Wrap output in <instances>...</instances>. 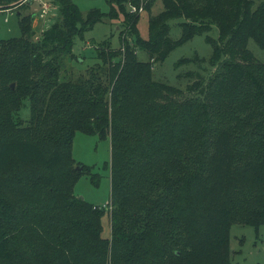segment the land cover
I'll return each instance as SVG.
<instances>
[{"label": "trees", "instance_id": "1", "mask_svg": "<svg viewBox=\"0 0 264 264\" xmlns=\"http://www.w3.org/2000/svg\"><path fill=\"white\" fill-rule=\"evenodd\" d=\"M125 1L83 15L50 0L56 18L34 38L20 13L31 1L0 0L21 31L0 37V264H229L232 221L264 224V61L248 46L264 49V0H161L147 38ZM119 12L122 48L105 42L67 75L75 38ZM212 25L210 71H188L190 96L153 78L152 62ZM78 130L109 139L108 235L104 207L73 191L87 171L70 153Z\"/></svg>", "mask_w": 264, "mask_h": 264}, {"label": "rangeland", "instance_id": "2", "mask_svg": "<svg viewBox=\"0 0 264 264\" xmlns=\"http://www.w3.org/2000/svg\"><path fill=\"white\" fill-rule=\"evenodd\" d=\"M26 0H22L24 2ZM27 8L21 9V14H29L31 18V28L34 31L33 37L37 38L43 29H46L56 18L57 9L50 0H28ZM83 15L89 10L98 9L101 12L109 10L107 0H72ZM143 1V2H142ZM144 1L138 0L135 5L131 0L125 1V10L130 14L139 13L137 21V32L143 37H148V18L162 9L161 0H150L151 5L144 9ZM257 2L259 0H256ZM47 2L48 9L41 15V7ZM131 5L136 9H131ZM141 8V9H140ZM16 7L0 9V37L18 36L21 34L18 24V14ZM180 19H171L169 35L171 39H177L181 30L178 22ZM86 27V26H85ZM128 31V24L122 20V14L110 19L109 16L103 17L102 21L95 22L91 27L76 37L73 44V55L66 60V74L75 75L85 73L88 66L95 62L96 47L104 46L109 43L113 50H120L119 36H125ZM206 34L216 38L218 30L215 25L202 33L195 34L190 39L178 44L167 56L159 62H152L153 78L175 86L183 90L190 83L193 77H189L188 71L197 70L208 76L210 70L208 58L211 54L212 45L206 40ZM248 46L254 56L264 61V49H260L252 39L248 41ZM198 56L199 60H192L191 57ZM140 60H147L144 50L137 51ZM181 57L191 58V60L180 61ZM118 58V57H117ZM205 67L206 70H204ZM214 68H211V71ZM192 93L184 90L180 97L190 96ZM22 118L28 116L27 104L19 112ZM71 157L77 165L84 164L87 171L80 175L73 185L75 194L81 196L86 201L104 207V214L101 218L103 234L108 235L110 231L109 208L110 201V143L108 138H100L94 134H87L82 131H75L71 142ZM79 163V164H78ZM77 164V165H76ZM92 177V179H91ZM96 181L97 183L95 184ZM229 264H264V224L254 227L252 225L232 221L230 225V262Z\"/></svg>", "mask_w": 264, "mask_h": 264}, {"label": "built area", "instance_id": "3", "mask_svg": "<svg viewBox=\"0 0 264 264\" xmlns=\"http://www.w3.org/2000/svg\"><path fill=\"white\" fill-rule=\"evenodd\" d=\"M41 8H42V9H41V15H42V14H43L44 12H46V10L48 9V4H47V2H44ZM131 9L135 10V9H136V6L131 5ZM140 9H141V8H140Z\"/></svg>", "mask_w": 264, "mask_h": 264}, {"label": "water", "instance_id": "4", "mask_svg": "<svg viewBox=\"0 0 264 264\" xmlns=\"http://www.w3.org/2000/svg\"><path fill=\"white\" fill-rule=\"evenodd\" d=\"M10 86L13 88V86H14V83L12 82V83L10 84ZM81 167H82L81 165H77V167H76V168H77V169H81Z\"/></svg>", "mask_w": 264, "mask_h": 264}]
</instances>
